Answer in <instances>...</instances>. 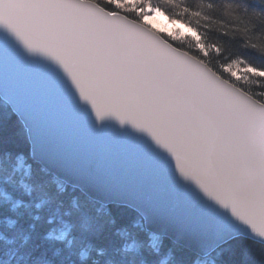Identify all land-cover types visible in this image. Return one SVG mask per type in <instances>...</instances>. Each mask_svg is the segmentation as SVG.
Wrapping results in <instances>:
<instances>
[{"label":"snow or ice","instance_id":"6c2138e0","mask_svg":"<svg viewBox=\"0 0 264 264\" xmlns=\"http://www.w3.org/2000/svg\"><path fill=\"white\" fill-rule=\"evenodd\" d=\"M169 11L0 0V264H264V0Z\"/></svg>","mask_w":264,"mask_h":264},{"label":"trees","instance_id":"16d2710c","mask_svg":"<svg viewBox=\"0 0 264 264\" xmlns=\"http://www.w3.org/2000/svg\"><path fill=\"white\" fill-rule=\"evenodd\" d=\"M207 0H205V3ZM217 2H223V0H217ZM154 4H159L161 7H163L166 11H169V6L164 4L162 0H153ZM183 4H191L194 7H199L201 5V0H182L181 7H172L171 10L169 11L170 15H174L177 13H182V6ZM211 10L204 9V11L201 14V17H191L187 15H180L179 18L185 22V23H191L193 27H197L196 21L199 19L200 23L203 24L205 21L202 19L204 15H210ZM238 14L237 13H232V15H227L224 14V22L220 23V13H216L215 15L212 16V21H209L211 24V28L214 29H222V30H227L236 33L237 37L243 34L245 28L249 29V39L247 40L248 44L254 43L256 45V51L252 52H246L245 55L249 56L251 59L260 60V50L264 49V32H259V31H252L251 25H249L248 21L244 17H240L237 19ZM214 21V22H213ZM205 30H202V34ZM244 45L245 41L244 40H237L236 44L232 47L233 51H236L238 54L239 52L244 51Z\"/></svg>","mask_w":264,"mask_h":264},{"label":"rangeland","instance_id":"374dc122","mask_svg":"<svg viewBox=\"0 0 264 264\" xmlns=\"http://www.w3.org/2000/svg\"><path fill=\"white\" fill-rule=\"evenodd\" d=\"M163 19H164L163 17L160 18V20H163Z\"/></svg>","mask_w":264,"mask_h":264}]
</instances>
